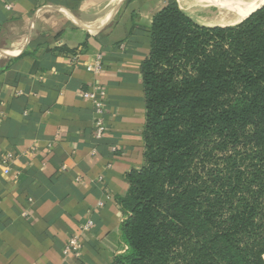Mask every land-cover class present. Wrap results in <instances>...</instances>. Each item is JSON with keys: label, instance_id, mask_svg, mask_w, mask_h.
<instances>
[{"label": "crops", "instance_id": "crops-1", "mask_svg": "<svg viewBox=\"0 0 264 264\" xmlns=\"http://www.w3.org/2000/svg\"><path fill=\"white\" fill-rule=\"evenodd\" d=\"M166 4L0 0V264H110L127 250L118 200L143 165L140 65ZM98 57L100 73L87 72ZM96 85L107 103L102 140L81 95ZM88 219L80 259L64 256Z\"/></svg>", "mask_w": 264, "mask_h": 264}, {"label": "trees", "instance_id": "trees-1", "mask_svg": "<svg viewBox=\"0 0 264 264\" xmlns=\"http://www.w3.org/2000/svg\"><path fill=\"white\" fill-rule=\"evenodd\" d=\"M140 65L143 165L110 264H264V5L205 27L175 0Z\"/></svg>", "mask_w": 264, "mask_h": 264}, {"label": "built area", "instance_id": "built-area-1", "mask_svg": "<svg viewBox=\"0 0 264 264\" xmlns=\"http://www.w3.org/2000/svg\"><path fill=\"white\" fill-rule=\"evenodd\" d=\"M4 8L6 10H11V5L6 4L4 5ZM101 70V62L100 58L98 57L93 65L87 66L86 71L91 72L94 75H97L100 73ZM82 98L84 100H87L92 105L93 110V138L95 140H102L104 136L106 135V123H105V115L107 111V103L105 100L106 94L103 88L99 86H93L91 89L83 92ZM112 153L116 152V148L113 147L111 149ZM6 159L1 161V164H6ZM98 182L100 184L104 185V195L106 201H110L112 199V196L108 190V187L105 186V183L103 182L102 177H98ZM103 203H99V206H102ZM93 228V222L88 219L86 222L80 225L79 230L77 233L70 236L67 244L65 245L62 254L66 257H72L77 260L81 257V252L83 250V243L82 238L84 235L88 234L91 229Z\"/></svg>", "mask_w": 264, "mask_h": 264}, {"label": "bare ground", "instance_id": "bare-ground-1", "mask_svg": "<svg viewBox=\"0 0 264 264\" xmlns=\"http://www.w3.org/2000/svg\"><path fill=\"white\" fill-rule=\"evenodd\" d=\"M176 2L198 7L202 11L213 10L216 16L209 22L210 25L218 27L236 25L264 5V0H176Z\"/></svg>", "mask_w": 264, "mask_h": 264}, {"label": "rangeland", "instance_id": "rangeland-1", "mask_svg": "<svg viewBox=\"0 0 264 264\" xmlns=\"http://www.w3.org/2000/svg\"><path fill=\"white\" fill-rule=\"evenodd\" d=\"M182 11L191 17L198 24L205 27H215V25H210L211 20L215 19V12L213 10H200L198 7L189 6L187 4L181 5L178 3ZM189 6V7H188ZM183 7V8H182ZM259 9V8H258ZM212 16V17H211ZM234 26V25H233Z\"/></svg>", "mask_w": 264, "mask_h": 264}]
</instances>
